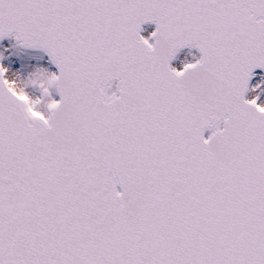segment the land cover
<instances>
[{
    "label": "snow or ice",
    "instance_id": "6c2138e0",
    "mask_svg": "<svg viewBox=\"0 0 264 264\" xmlns=\"http://www.w3.org/2000/svg\"><path fill=\"white\" fill-rule=\"evenodd\" d=\"M0 264H264V0H0Z\"/></svg>",
    "mask_w": 264,
    "mask_h": 264
},
{
    "label": "bare ground",
    "instance_id": "6f19581e",
    "mask_svg": "<svg viewBox=\"0 0 264 264\" xmlns=\"http://www.w3.org/2000/svg\"><path fill=\"white\" fill-rule=\"evenodd\" d=\"M23 55L25 56H28V57H31V56H35L37 55L36 53H24ZM190 59V58H189ZM36 62L34 60H23V58L21 59V64L27 66L28 68H30L32 65H34ZM176 63H174V66H175Z\"/></svg>",
    "mask_w": 264,
    "mask_h": 264
},
{
    "label": "rangeland",
    "instance_id": "374dc122",
    "mask_svg": "<svg viewBox=\"0 0 264 264\" xmlns=\"http://www.w3.org/2000/svg\"><path fill=\"white\" fill-rule=\"evenodd\" d=\"M22 58H23V60H27V59H29L28 56H25V55L21 54L20 59L17 61L18 64H21V59H22ZM29 60H31V59H29Z\"/></svg>",
    "mask_w": 264,
    "mask_h": 264
},
{
    "label": "water",
    "instance_id": "95a60500",
    "mask_svg": "<svg viewBox=\"0 0 264 264\" xmlns=\"http://www.w3.org/2000/svg\"><path fill=\"white\" fill-rule=\"evenodd\" d=\"M147 26H149V25H145V26H143V27H147ZM208 134H209V133L206 132V133H205V137H207Z\"/></svg>",
    "mask_w": 264,
    "mask_h": 264
}]
</instances>
